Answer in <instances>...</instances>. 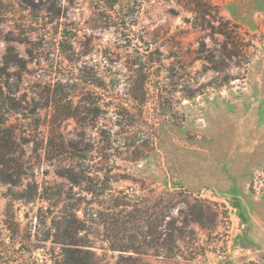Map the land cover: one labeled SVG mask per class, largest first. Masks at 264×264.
I'll use <instances>...</instances> for the list:
<instances>
[{"label":"rangeland","instance_id":"obj_1","mask_svg":"<svg viewBox=\"0 0 264 264\" xmlns=\"http://www.w3.org/2000/svg\"><path fill=\"white\" fill-rule=\"evenodd\" d=\"M0 168V264L262 263L264 0H0Z\"/></svg>","mask_w":264,"mask_h":264},{"label":"trees","instance_id":"obj_2","mask_svg":"<svg viewBox=\"0 0 264 264\" xmlns=\"http://www.w3.org/2000/svg\"><path fill=\"white\" fill-rule=\"evenodd\" d=\"M2 171V168H0V172ZM61 176H64L67 180H69L72 183H77L79 181V177L73 172L72 168L65 169L62 171ZM7 182H11V177L7 179ZM167 216V215H166ZM163 217L160 219L163 220ZM65 219V225L62 227V222L58 220L57 224L52 226V241L57 243L60 246L61 249V262L60 264H95V256L93 250L90 248L91 245L87 241L82 240L77 237L78 229L75 230V227H73V224ZM181 225H186L188 223L187 216H183V218L180 220ZM181 226L176 224V219L173 217H170L166 221L165 230L164 231H157L154 229V231H151L150 234L152 236L153 242L158 244V240L161 237V235L164 234V241L162 242V248L165 246V252L168 254H172L175 249V240L177 237V233L180 230ZM82 240V241H81ZM128 247L126 244L122 246H111V249L113 250H126ZM134 252L141 254L142 252L134 249ZM158 253H161L160 251H156ZM238 264H264V258L263 262L259 261H248L244 263H238Z\"/></svg>","mask_w":264,"mask_h":264}]
</instances>
